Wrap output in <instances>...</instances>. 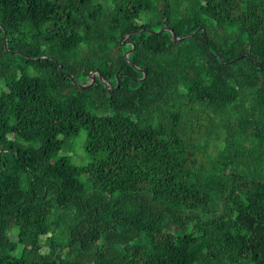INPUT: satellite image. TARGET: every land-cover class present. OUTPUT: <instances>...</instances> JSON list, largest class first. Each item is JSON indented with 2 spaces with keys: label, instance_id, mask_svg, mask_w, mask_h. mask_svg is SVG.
I'll return each instance as SVG.
<instances>
[{
  "label": "trees",
  "instance_id": "trees-1",
  "mask_svg": "<svg viewBox=\"0 0 264 264\" xmlns=\"http://www.w3.org/2000/svg\"><path fill=\"white\" fill-rule=\"evenodd\" d=\"M1 130L0 264H264V0H0Z\"/></svg>",
  "mask_w": 264,
  "mask_h": 264
},
{
  "label": "rangeland",
  "instance_id": "rangeland-1",
  "mask_svg": "<svg viewBox=\"0 0 264 264\" xmlns=\"http://www.w3.org/2000/svg\"><path fill=\"white\" fill-rule=\"evenodd\" d=\"M0 135L2 138L10 137L12 135V132L7 131V130H1ZM71 153H72L73 159L77 160V163L80 162L81 160H85V161L87 160V157L83 156V134L82 133L79 134L76 144L71 147Z\"/></svg>",
  "mask_w": 264,
  "mask_h": 264
},
{
  "label": "water",
  "instance_id": "water-1",
  "mask_svg": "<svg viewBox=\"0 0 264 264\" xmlns=\"http://www.w3.org/2000/svg\"><path fill=\"white\" fill-rule=\"evenodd\" d=\"M161 29H162V28H161ZM172 35H173V33H172ZM173 36H174V35H173ZM174 38L176 39V37H174ZM127 51H128V50H127ZM127 51L124 52V56H125V58L127 57V56H126V55H127ZM97 74H98V76L100 77V74H99V73H97ZM95 75H96V73H93V74L91 75V79H90V81H89L86 85L90 84V83L93 81Z\"/></svg>",
  "mask_w": 264,
  "mask_h": 264
}]
</instances>
